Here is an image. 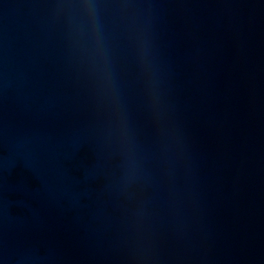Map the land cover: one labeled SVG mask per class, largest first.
Masks as SVG:
<instances>
[{"label":"water","instance_id":"95a60500","mask_svg":"<svg viewBox=\"0 0 264 264\" xmlns=\"http://www.w3.org/2000/svg\"><path fill=\"white\" fill-rule=\"evenodd\" d=\"M0 264H264V0H0Z\"/></svg>","mask_w":264,"mask_h":264}]
</instances>
